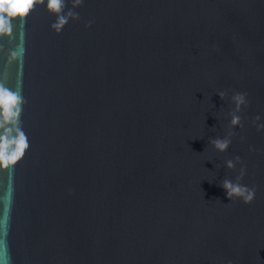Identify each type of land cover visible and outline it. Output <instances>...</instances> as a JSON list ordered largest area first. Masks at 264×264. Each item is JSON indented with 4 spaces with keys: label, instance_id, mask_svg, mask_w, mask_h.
<instances>
[{
    "label": "water",
    "instance_id": "1",
    "mask_svg": "<svg viewBox=\"0 0 264 264\" xmlns=\"http://www.w3.org/2000/svg\"><path fill=\"white\" fill-rule=\"evenodd\" d=\"M46 2L0 35V264H264V0Z\"/></svg>",
    "mask_w": 264,
    "mask_h": 264
},
{
    "label": "clouds",
    "instance_id": "2",
    "mask_svg": "<svg viewBox=\"0 0 264 264\" xmlns=\"http://www.w3.org/2000/svg\"><path fill=\"white\" fill-rule=\"evenodd\" d=\"M42 0H0V35H7L14 21H23L33 10L34 5H38ZM80 0H76L78 4ZM64 0H47L46 9L52 14H57L56 20L52 23L51 28L60 31L62 26L67 22L68 17L72 15L69 11L64 14L61 10L64 7ZM91 22H89L90 25ZM224 96L223 92L218 94ZM246 93L237 92L232 96L235 104L230 124L236 125L240 121V116L235 114L241 104L246 103ZM23 102V98L18 93H13L0 89V169L8 168L14 165L23 155L27 148V138L23 131L19 128V112ZM258 120L259 117L257 116ZM14 124L15 127H5ZM261 127V126H258ZM212 144L218 151H223L228 147L230 141L227 138L217 137L213 139ZM226 166L233 167L231 160L226 161ZM226 197L236 198L247 204L250 203L255 195V187L249 188L241 184L238 180L225 178L220 183ZM71 192V189L69 190ZM225 264H232V261L226 260Z\"/></svg>",
    "mask_w": 264,
    "mask_h": 264
}]
</instances>
